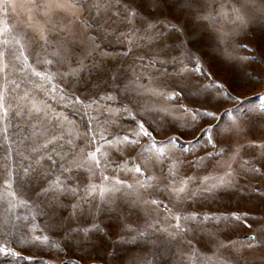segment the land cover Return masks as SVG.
<instances>
[{
  "label": "rangeland",
  "instance_id": "obj_1",
  "mask_svg": "<svg viewBox=\"0 0 264 264\" xmlns=\"http://www.w3.org/2000/svg\"><path fill=\"white\" fill-rule=\"evenodd\" d=\"M44 2L46 0L0 2V29L5 26L8 29L0 32V47H3V40L7 39L8 48L18 55V46L12 41L14 36L23 32L28 37L23 43L24 54L28 56L29 64L36 67L37 71L69 73L63 79L56 76L51 83L31 76L30 71L15 72L7 77L9 81L14 80L19 87L10 84L7 89H3L5 105L11 107L7 118H4L3 113L0 112V192L3 191V181L8 175L9 167L15 174L20 171L21 165L31 164L33 168L39 170L40 165L36 160L47 166L46 161L40 159L44 155V150H41L39 156L31 154L33 159L17 155L22 151L24 157L28 156L29 152L26 148L40 144L48 138L37 137L34 142L29 141L27 145L19 144V130L24 124L21 118L15 115V106L19 103L18 97L25 92L31 99L39 102L50 116L60 117L66 122L75 124L81 132L88 126L90 118H94L92 126L96 127L98 121L100 125L107 127L108 131L105 135L110 138L112 134H123L135 127L132 117L121 112L116 113L114 124L104 123L110 118L107 110H117L128 103L124 98L125 93L118 90L122 86L121 81L127 84L129 80L140 77L139 85L143 86L140 89L141 94L130 92L128 95L144 108L178 107L175 100L166 103L160 96L144 89L169 92L176 83L180 82V86H187L186 94H188L196 92L198 86H206L208 82L203 75L197 80L189 73H183L181 82V76L178 74L181 50L174 47L179 40L170 23L178 27L187 26L189 31L194 30L197 35L205 27L209 31L219 29L230 32L233 34L234 47L247 45L246 48L237 47L233 54L235 59L227 63L212 50H207L205 71L212 73L213 77L224 83L229 91H231L229 85L240 83L242 74H259L264 78V0H180L179 4L177 0H165L159 11L151 8L149 0H135V8L140 15L155 17L152 22L159 36L152 32L145 34L136 19L128 21L115 15L118 10L117 2L119 10L123 12L127 6L126 0H109L112 7L107 13L101 12L100 16L95 14V10L90 14L85 7L76 9V16L56 10L53 20L58 24L71 21L69 27L77 37L84 40V44L77 41L72 45L74 55L70 60L62 63L57 62L58 57L52 55L53 47H48L46 52L42 51L41 43L35 40L31 30L25 27L29 8L34 19H43L40 10L34 7V4ZM79 2L87 5L93 0H79ZM185 3H190L191 7H181ZM234 9H239L244 16L243 24L237 20ZM203 17L206 19H202ZM56 35L57 33H52V36ZM185 38L186 36L180 37V39ZM89 47L95 48V53L84 61L88 67L81 70L78 77H73L70 74L71 70L77 67L76 61L81 52ZM45 58L52 59L53 64L44 66L36 64L37 59ZM101 61L103 63H100ZM93 63L99 65V71L92 69ZM114 75L117 76L115 80H113ZM4 80V75L0 73V85ZM70 82L71 91H76V94L82 98L91 97L95 102H89L90 107L70 102L66 98V86ZM161 84H166L168 87L159 88L158 85ZM53 85L56 86L55 91L52 90ZM245 91L247 95L241 97L243 103L237 106V110L227 115L221 111L218 116H222V119L216 121L222 127L225 121L240 116L245 121V126L244 134L238 140L234 139L230 143L223 144L216 143L214 148L212 144L206 143V136L201 137L197 143L192 140L189 133L185 132L183 136H179V132L176 131L175 134L179 139L176 147L172 148L162 135L156 136L157 141L163 140L166 151L174 152L183 161L180 177L191 178L188 188L192 191L211 186L216 182V177L223 175L221 168L223 154L229 152L231 155L230 148L239 143L240 152L236 159L231 161L232 182L229 185L217 186L211 192H199L183 201H170L166 194L159 195L153 188H148L147 191L153 194V198L161 200L162 205L159 208L156 205H143L139 202L133 205L131 201L135 199V195L127 185L134 184L136 180L146 184L154 183L147 179L153 174L152 172L140 176L131 171L133 165L139 162L136 159L138 154L149 147L145 143L147 138L140 139L143 149L140 145H136L133 146L134 150L130 147L119 152L109 148L97 138L93 147H101L108 159L106 162L102 160L101 168L95 169L92 174L83 169L75 172L78 177L75 182L80 186V199L68 197L67 207L63 209V216L72 219H65L63 227L59 229L51 227L50 220L46 217L37 216L35 220L37 233L34 234L42 232L48 237L47 241L22 242L26 234L25 225L32 224L30 209L17 205L9 212L8 200L0 198V221L11 215L15 222L14 227L9 225L6 230L0 227V246L6 245L13 251L21 253V256H13L0 252V264H62V262L68 264L69 260H72L73 264H235V258L241 253L244 256L242 264H264V244L255 248L247 247L254 243L250 238L252 235L264 231V113L258 110L248 112L250 105L258 104L252 92H260L261 89L255 87ZM109 93L114 99L106 98V94ZM180 102L188 103L183 99ZM233 104L234 102L228 101L223 107L232 108ZM151 115L158 125L168 129V135L179 129L184 119L189 121L192 119L190 115L185 117L183 112L178 110H174L172 115L162 112H153ZM205 120L208 118L200 117L198 122ZM43 126L49 133L59 131L54 121H46ZM67 126L66 123L65 127ZM74 139L78 151L83 147L84 139L83 137ZM189 140H192L191 144L187 143ZM9 145L12 148V158L6 160L5 155ZM62 145L67 151L69 146L65 140H57L46 151L51 154L54 149L59 151ZM183 147H187V151H182ZM255 168L259 171H254ZM163 171L166 175V164ZM155 175L160 176L159 168ZM14 181V188H19L21 181L16 180L15 175ZM119 181L124 183L120 184ZM88 185H95V190H89ZM114 186L119 190L111 191ZM34 187L35 185H23L21 198L32 196ZM102 189L109 190L103 192V198ZM135 191L143 192L139 188ZM72 203L78 205L74 216ZM163 205H167V210ZM96 206L104 210L95 214V221L92 216H81V208L86 212L89 208L95 210ZM42 208L47 211L46 206L42 205ZM245 213L247 216L244 215ZM176 214L182 217L180 223L183 235L173 240L168 232L175 229L176 222L172 216ZM26 216L29 217L27 221L24 219ZM236 216H240L241 219L237 220ZM15 217L20 219L15 220ZM245 219L251 225L250 228L245 227ZM93 222L98 223L104 232L97 235L98 247L81 261L80 256L83 253L78 249L66 252L65 243L70 237L64 229L88 227ZM157 229L168 231H157ZM141 232L144 233L143 236L139 235ZM111 252H115L118 258L113 259L107 255Z\"/></svg>",
  "mask_w": 264,
  "mask_h": 264
},
{
  "label": "snow or ice",
  "instance_id": "obj_2",
  "mask_svg": "<svg viewBox=\"0 0 264 264\" xmlns=\"http://www.w3.org/2000/svg\"><path fill=\"white\" fill-rule=\"evenodd\" d=\"M0 2H3V0H0ZM164 2L165 0H149L151 8L157 11L160 10ZM177 3L179 4L180 0H177ZM126 4L127 6L124 8L123 12H121L119 10V3L117 2L116 6L118 10L115 15L121 16L128 21L136 19L137 22L141 24V28L145 34L152 32L156 36L160 35L155 32V25L152 22L155 17L140 15L139 11L135 8V0H126ZM34 7L40 10L43 19H34L31 15V8H29V16L25 27L30 29L35 40L41 43L42 51L46 52L48 47H53L52 55L58 57L57 62L62 63L66 60H70L74 55L72 45L76 44L77 41H79L80 44H84V40L83 38L77 37L69 27L71 21L59 24L54 21L52 18L54 12L60 10L65 13H70L72 16H76L75 10L85 7L90 14L95 10V14L100 16L101 12L107 13L112 5L109 0H93V2L87 5L80 3L79 0H46V2L42 4H34ZM181 7H191V4L185 3L181 5ZM234 11L237 13V20L243 24L245 22L244 16L240 13V10L234 9ZM202 19H206V17ZM170 26L174 33L178 34L177 39L179 43L174 45V47L181 50L180 67L178 69L181 82L183 81L182 74L189 73L197 80L203 75L208 83L206 86H198L196 92L188 94H186L187 86H180V82L176 83L169 92L157 91L156 89H144V91H151L153 95L160 96L166 103L175 100L178 105V107L173 108H144L140 106L134 98L128 95L130 92H135L136 95L141 94L140 89L143 88V86L139 85L140 77L137 76L134 80H129L127 84L121 81L122 86L119 87L118 90L125 93L124 98L127 99L128 103L124 104L120 109L107 110L110 118L105 120L104 123L114 124L117 112L126 113L132 117L135 124V127L126 133L112 134L110 138H107L105 135L108 131L107 127L100 125L98 121L96 127L92 126V119L94 118H90L88 126L81 132L75 124L66 122L60 117L50 116L45 108L40 106L39 102L29 97L27 92L18 97L19 103L15 106V115L20 117L24 124L19 130V144L27 145L29 141L34 142L37 137H48L44 139L42 143L26 148V151L29 152L28 156L24 157L22 151L17 153L18 156H22L23 158L33 159L34 157L31 154L34 153L39 156L41 150H44V155L41 156L40 159H44L47 166L40 164V161L36 160V163L40 165L39 170L33 168L31 164L28 166L21 165L20 171L15 174L9 167L8 175L3 181V191L0 192V198L8 200L9 212L17 205L30 209L32 224L31 226L25 225L26 234L22 242L42 243L48 240V237L43 235L42 232L40 234H34L37 233V226L35 224L37 216L46 217L50 220V226L57 229L63 227V221L65 219H72V217L63 216V209L67 207L66 200L68 197H75L77 200L80 199V186L75 182L78 179L75 172L83 169L89 174H92L95 169L101 168L102 160L106 162L108 159L106 152L102 151L101 147H93V145L96 144L97 138L103 141L109 148H114L118 152L140 145V139L147 138L145 143L148 144L149 147L138 154L136 159L139 162L133 165L131 171L140 176H144L147 172H152L153 174L149 175L147 179L154 181V183L146 184L140 180H136L134 184L127 185V188L133 190L135 195V199L131 201L133 205L137 204V202L143 205H156L157 208L162 205L163 202L153 198V194L147 191L148 188H153L159 195L166 194L170 201H183L197 195L199 192H211L217 186H227L232 182L231 161L236 159L240 152L241 145L239 143H236L235 147L230 148L231 155H229V152H224L221 162L223 175L216 177V182L211 186L201 187L196 191H192L188 188L191 178L180 177V168L183 161L176 156L174 152L166 151L163 140L157 141L156 136L158 134L162 135L163 139L167 140L172 148L176 147V143L179 139L175 134L176 131L179 132V136H183L185 132L189 133L192 140L197 141V143H199L201 137L206 136V143L212 144L214 148L216 143L223 144L230 143L234 139L238 140V138L244 134L245 121L240 116H236L233 119L225 121L221 127L216 123V121L222 119V116H218V113L222 111L223 114L227 115L235 112L237 106L243 103L241 97L247 95L245 90L255 87L261 89L260 92H252L258 104L250 105L248 112L252 113L258 110L260 113H264V78L259 74H242L240 83L234 86L229 85V88H231V91H229L224 83L215 79L212 73L205 71L204 65L207 63V50H212L227 63L235 59L233 54L237 47L246 48L247 45H237L234 47L232 44L233 34L219 29L209 31L205 27L204 30L197 35L194 30L189 31L187 26L178 27L171 23ZM7 30V26H5V28L0 29V32H5ZM53 32L57 33V35L52 36ZM185 36V39H180V37ZM27 39V35L23 32L14 36L12 43L18 46V55L8 48L9 41L7 39L3 40V47H0V73L5 77L4 83L0 85V112L3 113L4 118H7L11 106L5 105L3 89H7L10 84H15L17 88L19 87L14 80L9 81L7 79L10 74H14L15 72L26 73L30 71L31 76L39 77L46 83H51L56 76H60L61 79H63L64 76L69 75V73L37 71L36 67L28 63L29 58L24 54L23 41ZM188 45H191V47ZM94 53L95 48H85L76 61L77 67L72 69L70 74L73 77H78L81 70L88 67L84 61L92 57ZM100 63H103V61ZM36 64L40 66L52 65L53 60L47 58L43 60L37 59ZM91 67L93 70H100L99 65L96 63H93ZM115 79H117L116 75L113 76V80ZM76 82L78 83L79 81ZM132 85H137V87H131ZM40 86L42 87V85ZM71 87L72 83L70 82L66 86V98L69 99L70 102L84 107H90L89 102H95L91 100V97L85 96L82 98L80 95H77L76 91H71ZM114 87L116 86L114 85ZM158 87L166 88L168 85L161 84L158 85ZM52 90H56L55 85H53ZM106 98L114 99L110 93L106 94ZM181 99L187 100L188 103H181ZM228 101L234 102L232 108L223 107V104ZM189 104L192 106L189 107ZM174 110L182 111L185 117L190 115L192 119L191 121L184 119L181 127L176 129L172 135H168V129L158 125L151 113L162 112L167 115H172ZM137 116H139V119H137ZM200 117H207L208 120L198 122ZM46 121H54L55 127L59 129V131L49 133L48 129L43 126ZM66 123L68 124L67 127H65ZM5 131H7V129H5ZM75 137H83L84 139V145L80 147L78 151L76 150ZM57 140H65L66 144L69 146L68 150L65 151L62 145L59 151L54 149L53 153L49 154L46 151L47 148L53 145ZM192 140H189L187 143L191 144ZM250 143L253 142L250 141ZM140 147L143 149V145H140ZM182 151H187V147H183ZM11 158L12 148L11 145H9L5 159L10 160ZM165 164L167 165L166 175L163 171ZM158 168L160 176L155 175ZM253 170L259 171L258 168ZM32 173H35V175ZM14 175L16 180L21 181L19 188H14ZM105 179H107V177H105ZM118 183L123 184L124 182L119 181ZM25 184L28 186L35 185L33 188V195L27 198H21L23 195V185ZM87 187L89 190H95V185H88ZM136 188L142 189L143 192H136ZM118 190L119 189L115 186L111 189V191ZM105 191L109 190H101L102 198L103 192ZM41 197H43V199H41ZM42 205L47 207V211H44ZM163 206L167 210V205ZM71 207L74 216L78 205L72 203ZM103 210L104 209L100 206H96L95 210L89 208L86 212L84 209H80L82 217L84 215L92 216L93 221H95L96 218L95 214ZM244 215L247 216V213ZM19 219L20 217H15V220ZM24 219L27 221L29 217L26 216ZM172 219L176 222L175 229L168 232V235L175 240L183 235V229L180 223L182 217L176 214L172 216ZM236 219L240 220L241 217L236 216ZM9 225L15 226L14 219L11 215L6 216L0 221V227H4L5 230ZM244 225L245 227H251L246 219L244 220ZM149 227H151V225H149ZM64 230L70 237L65 243L66 252H72L78 249L83 253V255L80 256L81 261L88 256L91 251H94L98 247L96 243L97 235L104 232V229L95 222L91 223L88 227L77 226L76 229L65 228ZM157 231L167 232L168 230L157 229ZM73 233L75 234L73 235ZM139 235L143 236L144 233L141 232ZM262 237H264V231L252 235L250 238L254 243L247 245V247L255 248L264 244V239H259ZM0 252L13 256H21L20 252H15L6 245L0 246ZM107 255L113 259L118 258L115 252L108 253ZM25 258L31 259V257ZM119 259L122 260L123 258L119 257ZM242 261H244V256L241 253L235 258V264H242ZM68 264H73V261L69 260Z\"/></svg>",
  "mask_w": 264,
  "mask_h": 264
}]
</instances>
